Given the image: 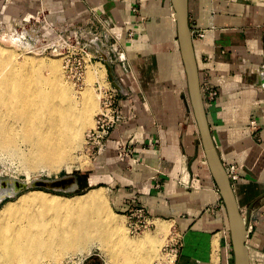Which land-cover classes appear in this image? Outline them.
<instances>
[{
    "label": "crops",
    "instance_id": "obj_1",
    "mask_svg": "<svg viewBox=\"0 0 264 264\" xmlns=\"http://www.w3.org/2000/svg\"><path fill=\"white\" fill-rule=\"evenodd\" d=\"M23 11L29 18L43 11L53 24L105 18L121 31L127 70L118 63L112 72L130 93L121 101L125 119L87 179L103 181L121 213L143 207L155 227L171 223L180 243L175 264H214L217 256L231 264L228 215L185 91L171 0H0V21ZM189 21L205 33L193 38L201 84L219 95L204 102L225 169L237 167L231 182L250 264H264V0H189ZM121 136L133 158L120 155Z\"/></svg>",
    "mask_w": 264,
    "mask_h": 264
},
{
    "label": "bare ground",
    "instance_id": "obj_2",
    "mask_svg": "<svg viewBox=\"0 0 264 264\" xmlns=\"http://www.w3.org/2000/svg\"><path fill=\"white\" fill-rule=\"evenodd\" d=\"M56 55L38 62L34 55L21 57L14 49L0 45V145L6 151L20 147L16 144L25 145L29 170L53 172L67 165L71 171L74 157L70 152L82 143L83 131L91 125L97 107L91 87L77 93L67 84ZM105 79L98 82L105 85ZM16 154L22 155L20 151ZM21 189L4 192L0 201L18 195ZM104 189L92 188L72 197L32 189L17 202L7 203L1 211L0 264H57L77 253L88 255L96 244L109 255V264H148L142 250L150 251L156 243L154 236L131 239L121 219L112 214ZM24 206L18 224L3 223ZM159 228L164 234L172 226L163 220ZM122 256H126L125 263ZM165 256L168 261L164 262L174 263L175 255ZM217 259L214 264H218Z\"/></svg>",
    "mask_w": 264,
    "mask_h": 264
},
{
    "label": "rangeland",
    "instance_id": "obj_3",
    "mask_svg": "<svg viewBox=\"0 0 264 264\" xmlns=\"http://www.w3.org/2000/svg\"><path fill=\"white\" fill-rule=\"evenodd\" d=\"M11 5L12 2L9 3V6ZM33 16L34 15H32L31 18ZM38 16H40V13L36 14V17ZM40 22L41 21L35 22L36 25L34 26L33 29H31V26L29 24L28 27L29 26L30 27L28 29L30 30L27 31L28 29L26 30V13L24 11L22 12L21 17L19 18L17 17V19L11 18L8 20L0 21V45L6 48L10 47L14 49L17 52V54H19L21 57L26 53H29L30 55H34L37 57L36 61L38 62L43 57H48V58L56 57L57 55L54 53H45L43 51V48L41 46L42 44H41V32H40L42 24H40ZM123 39L124 37L122 38V40ZM59 56L58 58L61 60L60 65L62 64L61 67L63 70L64 79L67 82V84L71 88H73L77 93H80L85 89H87L88 87H91L92 91L96 95L97 107L90 119L91 125L86 129H84L83 131L84 138L82 143L76 149L70 152L72 153L71 155L74 157L73 163H71L72 166L71 171L68 170L67 165L61 167L59 170H54L53 172H50L48 169H43V168L29 170L28 167L26 166V159H27L26 154H28V149H26L25 145H23L22 147L21 145L16 144L17 146L20 147L12 146L10 148L11 150L7 149V151L0 145V196L4 192L13 191L15 188H17L18 185L22 187L21 192L18 195L13 197L6 196L4 199L0 201V222L2 220L1 211L4 208V206L9 202H17L21 195L32 191V189L43 190L51 194H56L60 196L72 197L78 194H85L92 188L102 187L103 189L105 188L104 191L107 195L109 205L111 206L112 212H114L112 214H114L116 217L121 219L123 227L125 228L126 233H128V236L131 239L143 237L146 236L147 234H151L152 236H154L157 244L154 243L155 245L150 249V251L146 249L142 250V257L148 258V264H156L157 262L162 263L164 261H168V259L165 260L166 259L165 254L170 255L168 252H170V249L173 246L175 247L178 240V236L175 232V229H173L174 231L171 229L169 232L161 234L159 227L162 221H156L155 223L156 227L153 226L151 229L141 232L133 231L130 228V219L128 218V216L116 209L113 201V193L108 188V186L104 184L103 181L92 183L90 180L87 179V175L93 170V166H95L94 164L95 157H93L87 145V133L90 131V129L95 127L96 115L100 111L101 94L96 87L97 85L96 83L107 77L106 69L102 67L100 64L93 65L88 68L84 82L75 83L67 76L63 67L62 58L61 56L60 57ZM44 73L47 75L49 74V71H44ZM100 77H102V79L99 80ZM185 91L189 93L188 87L185 88ZM19 144L21 143L19 142ZM64 148L68 151L70 150L68 145L64 146ZM18 151H20L22 155L19 156L18 154H16ZM74 162H76V164ZM67 176H73L78 184V187L70 192L47 189L45 187L35 188V187H31L32 185H30L31 182L33 183L39 180L53 181V180L62 179ZM25 208L26 206L22 208H17V211L14 214L7 217L5 220L3 219V223L5 221V223H7V225L10 226H13L14 224H18L20 214L24 212V211L22 212L21 209H25ZM169 224L171 225V223ZM227 237L230 238L228 242L229 244H227L226 246L230 251H232L231 253L233 254V245H232L230 233H228ZM231 246H232V250H231ZM125 250H128L130 252L129 249H125ZM170 256H174V255H170ZM157 257L160 259H158ZM125 259L126 256H122L120 258V260H122V263H125ZM108 260H109V255L106 253V251L96 244L91 247V250L90 252H88V255L87 253H85L84 255H82L81 253H77L73 257V259L72 257L71 258L67 257L63 261H61V263L60 262L59 263L60 264H109ZM233 260H234V254L231 256V264H234ZM46 264H50V263H46Z\"/></svg>",
    "mask_w": 264,
    "mask_h": 264
},
{
    "label": "built area",
    "instance_id": "obj_4",
    "mask_svg": "<svg viewBox=\"0 0 264 264\" xmlns=\"http://www.w3.org/2000/svg\"><path fill=\"white\" fill-rule=\"evenodd\" d=\"M39 13L40 16L34 15L32 18H29L30 15H26V30L30 26L33 29L36 25L35 22L41 21L43 51L61 56L64 70L72 81L75 83L84 82L90 66L100 64L106 69L105 85H102L101 82L96 83L101 94L100 111L96 115L95 127L87 133L88 149L93 157H96L112 132L125 119L121 101L128 98L130 93L112 72L118 63H121L127 70V56L122 43L123 35L109 19L95 17L83 24L67 22L53 24L49 22L45 12ZM192 35L193 38L198 39L205 37V33L202 31H192ZM201 89L203 98L213 100L219 95L217 88L210 83H202ZM119 143L120 155L124 158H133V146L129 145L123 136L120 137ZM226 170L231 180L237 179L238 173L235 165H231ZM127 216L133 231L141 232L154 226L153 218L143 207L132 208ZM178 247L179 245L173 246L168 253L177 257ZM175 262L176 259L173 264Z\"/></svg>",
    "mask_w": 264,
    "mask_h": 264
},
{
    "label": "water",
    "instance_id": "obj_5",
    "mask_svg": "<svg viewBox=\"0 0 264 264\" xmlns=\"http://www.w3.org/2000/svg\"><path fill=\"white\" fill-rule=\"evenodd\" d=\"M171 2L174 8L178 42L186 72L191 105L200 130L202 145L210 170L219 187L228 215L234 254L233 261L234 264H250L247 245L248 228L238 206L231 179L214 143L208 121L207 110L201 89V78L195 53L192 28L189 21V0H171ZM74 184H77L74 177L67 176L53 181L40 180L35 182L31 187H45L47 189L70 192L76 189L72 188Z\"/></svg>",
    "mask_w": 264,
    "mask_h": 264
}]
</instances>
